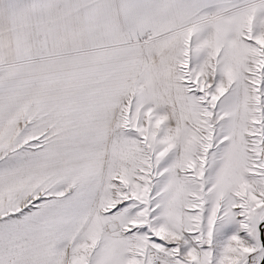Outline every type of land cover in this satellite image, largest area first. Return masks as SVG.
<instances>
[{
  "label": "snow or ice",
  "instance_id": "1",
  "mask_svg": "<svg viewBox=\"0 0 264 264\" xmlns=\"http://www.w3.org/2000/svg\"><path fill=\"white\" fill-rule=\"evenodd\" d=\"M0 264H264V0H0Z\"/></svg>",
  "mask_w": 264,
  "mask_h": 264
}]
</instances>
